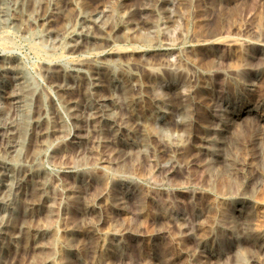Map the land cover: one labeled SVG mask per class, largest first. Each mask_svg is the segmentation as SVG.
Returning <instances> with one entry per match:
<instances>
[{
    "label": "rangeland",
    "instance_id": "374dc122",
    "mask_svg": "<svg viewBox=\"0 0 264 264\" xmlns=\"http://www.w3.org/2000/svg\"><path fill=\"white\" fill-rule=\"evenodd\" d=\"M40 2L0 29V59L39 89L18 90L32 116L7 124L25 143L7 162L24 176L14 216L0 217V264H264V0H47L52 18L34 24Z\"/></svg>",
    "mask_w": 264,
    "mask_h": 264
},
{
    "label": "bare ground",
    "instance_id": "6f19581e",
    "mask_svg": "<svg viewBox=\"0 0 264 264\" xmlns=\"http://www.w3.org/2000/svg\"><path fill=\"white\" fill-rule=\"evenodd\" d=\"M28 1L29 0H0V29H5V28H10V27H12V28H16L17 27V30L19 29L18 27H20V26H22V24L25 22L24 21V18H26L25 16V14H24V12H23V9H24V7L26 6V4H28ZM30 1H32V0H30ZM47 1V0H46ZM46 1L45 0H41V2L39 3V5H38V12H36L35 11V13H34V18L33 19H35L33 22H34V24H37V23H39V22H42L43 21V23L44 22H49L50 21V19L52 18V17H49V15L46 13V7H47V4L48 3H50V2H48V3H46ZM62 1V0H61ZM89 1H92V0H89ZM158 1V0H157ZM34 2H37V1H34ZM53 2V1H52ZM56 2V1H55ZM59 2V1H58ZM58 2H56V3H58ZM150 2H151V0H150ZM156 2V1H155ZM36 4V3H35ZM55 4V3H54ZM81 4V3H80ZM168 4V3H167ZM48 5H50V4H48ZM58 5V4H57ZM30 6H32L33 7V5H30ZM81 6V5H80ZM85 6V5H84ZM143 6V5H142ZM144 7V6H143ZM29 8V7H28ZM53 8V7H52ZM56 8H57V6H56ZM55 8V9H56ZM59 8H61V7H58V10H60ZM146 8V7H145ZM160 9L162 8V7H159ZM32 9H34V7L32 8ZM31 9V10H32ZM37 9V8H36ZM53 10H54V8H53ZM104 10V9H103ZM106 10V9H105ZM163 10H165V9H163ZM26 11V10H25ZM30 11V10H29ZM33 11V10H32ZM31 11V12H32ZM112 11V10H111ZM166 11V10H165ZM27 12V11H26ZM52 12V11H51ZM55 12V11H54ZM100 12V11H99ZM104 12V11H103ZM110 12V11H109ZM59 13V12H58ZM105 13V12H104ZM103 13V14H104ZM31 14V13H30ZM29 14V15H30ZM53 14V13H52ZM110 14V13H109ZM112 14V13H111ZM124 14V13H123ZM32 15V14H31ZM97 15H99V14H97ZM118 15V14H117ZM128 15V14H127ZM56 16V15H55ZM122 16V18H123V16L124 15H121ZM53 17H54V15H53ZM108 17V16H107ZM106 17V18H107ZM113 17V16H112ZM119 17H120V14H119ZM31 18V17H30ZM56 18V17H55ZM99 18V17H98ZM104 18H105V16H104ZM32 19V18H31ZM89 20H91L90 18H88ZM97 19V18H96ZM101 19V18H100ZM125 19V18H124ZM26 20V19H25ZM29 20V19H28ZM103 20V19H102ZM106 20V19H105ZM127 20V19H126ZM92 21V20H91ZM94 21V20H93ZM92 21V22H93ZM97 21V20H96ZM123 21V20H122ZM27 22V21H26ZM25 22V23H26ZM52 22V21H51ZM50 22V23H51ZM84 22V21H83ZM99 22H100V20H99ZM102 22V21H101ZM28 23V22H27ZM80 23H82L81 21H80ZM95 23V22H94ZM98 23V22H97ZM104 23H105V21H104ZM41 24V23H40ZM91 24V23H90ZM93 24V23H92ZM39 25V24H38ZM84 25V24H83ZM100 25H103L102 23L100 24L99 23V26ZM28 26L30 27V25L28 24ZM40 26V25H39ZM41 26H42V24H41ZM65 26V25H64ZM84 26H86V25H84ZM93 26V25H92ZM28 27V28H29ZM32 27H33V25H32ZM32 27H30V28H32ZM68 27H69V24H68V26H67V29H68ZM81 27H82V25H81ZM80 27V28H81ZM91 27V26H90ZM103 27V26H102ZM26 28V27H25ZM79 28V27H78ZM77 28V29H78ZM86 28H89V27H87L86 26ZM22 29L23 28H21V31H22ZM66 29V28H65ZM64 29V30H65ZM66 29V30H67ZM11 30V29H10ZM13 30H15V29H13ZM36 30V29H35ZM82 30V31H81ZM81 30H79V32L81 31V33L78 35V38H88V34H87V32L85 31V29H84V27H83V29H81ZM1 31V30H0ZM25 31H26V29H25ZM3 32V31H2ZM27 32V31H26ZM34 32V31H33ZM32 32V33H33ZM77 32V31H76ZM79 32H77V33H79ZM207 32V31H206ZM21 33H24V30H23V32H21ZM40 33V32H39ZM93 33V32H92ZM13 34V33H12ZM19 34V33H18ZM17 34V35H18ZM63 34V33H62ZM69 34V33H68ZM204 34V33H203ZM20 35V34H19ZM23 35V34H22ZM24 35H26V34H24ZM29 35V34H28ZM47 35V34H46ZM49 35V34H48ZM66 35V34H65ZM92 35H94V34H92ZM101 35V34H100ZM198 35V34H197ZM201 35H202V33H201ZM200 35V36H201ZM27 36V35H26ZM95 36V35H94ZM102 36V35H101ZM100 36V37H101ZM196 36V35H195ZM203 36V35H202ZM4 37V36H3ZM24 37V36H23ZM28 37V36H27ZM47 37V36H46ZM104 37V36H103ZM5 38V37H4ZM4 38H1V39H4ZM7 38V37H6ZM5 38V39H6ZM35 38V37H34ZM44 38V37H43ZM72 38V37H71ZM28 39V38H27ZM29 39H32L31 37L29 38ZM66 39V38H65ZM197 39H198V37H197ZM38 40H40V39H38ZM64 40V39H63ZM79 40V39H78ZM85 40V39H84ZM84 40H83V42H84ZM146 40V39H145ZM219 40V39H218ZM33 41V40H32ZM31 41V42H32ZM43 41V40H42ZM76 41V40H75ZM91 41V40H90ZM202 41V40H201ZM34 42V41H33ZM32 42V43H33ZM66 42V41H65ZM77 42V41H76ZM86 42V41H85ZM103 42V41H102ZM102 42H99V43H101L102 44ZM73 43V42H72ZM108 43H109V41H108ZM107 43V44H108ZM203 43V42H202ZM30 44V43H29ZM34 44V43H33ZM66 44H70L68 41H67V43H65V47L66 46H68V45H66ZM85 44V43H84ZM105 44V43H104ZM31 45V44H30ZM72 46V45H71ZM73 46H75V45H73ZM72 46V47H73ZM95 46V45H94ZM211 46V45H210ZM87 47V46H86ZM153 47H156V46H153ZM35 48V47H34ZM67 48V47H66ZM70 48V47H69ZM69 48H67L68 50H69ZM82 48V47H81ZM83 48H85V47H83ZM214 48V47H213ZM36 49V48H35ZM67 49H65V50H67ZM78 49V48H77ZM40 51H41V49H40ZM39 51V52H40ZM77 51V50H76ZM210 51V50H209ZM70 52V51H69ZM78 52V51H77ZM165 52V51H164ZM176 52V51H175ZM76 53V52H75ZM169 53H170V51H169ZM102 54V53H101ZM159 54H161V53H159ZM176 54V53H175ZM216 54V53H215ZM98 55V54H97ZM100 55V54H99ZM130 55V54H129ZM157 55V54H156ZM214 55V54H213ZM44 56V55H43ZM127 56V55H126ZM131 56V55H130ZM154 56V55H153ZM162 56V55H161ZM174 56V55H173ZM172 56V57H173ZM45 57H46V55H45ZM119 57H121V56H119ZM128 57V56H127ZM140 57V56H139ZM147 57V56H146ZM157 57V56H156ZM111 58V57H110ZM129 58H131V57H129ZM161 58V57H160ZM165 58H167V57H165ZM46 59V58H45ZM97 59V58H96ZM107 59V58H106ZM105 59V60H106ZM109 59V58H108ZM107 59V60H108ZM120 58H118V60H119ZM134 59V58H133ZM144 59V58H143ZM143 59H142V61H143ZM110 60H112V59H110ZM148 60H150L149 59V57H148ZM166 60H168V59H166ZM176 60V59H175ZM22 61V60H21ZM86 61V60H85ZM98 61V60H97ZM147 61V60H146ZM173 61V60H172ZM74 62H76V61H74ZM86 62H88V61H86ZM127 62H128V59H127ZM137 62V61H136ZM148 62V61H147ZM167 62V61H166ZM169 62V61H168ZM167 62V63H168ZM177 62V61H176ZM175 62V63H176ZM247 62V61H246ZM48 63V62H47ZM138 63V62H137ZM249 63V62H248ZM78 64H80V63H78ZM91 64H92V61H91ZM90 64V65H91ZM140 64H141V61H140ZM151 64V63H150ZM159 64V63H158ZM157 64V65H158ZM161 64H163V63H161ZM84 65H86V64H84ZM143 65V64H142ZM144 65H146V63H144ZM153 65V64H152ZM156 65V64H155ZM17 63H12V62H10V61H7V60H4V59H0V74H1V77H0V106L2 105V103L4 104V103H8V105H10L9 107H11V109L9 108V107H7V108H9L10 110V113H8V111H6L5 113V115H2V117L0 118V142H1V140H3L2 142H4L5 140L7 141H5V143H6V146H5V148H4V150H1L2 151V154H0V217H1V219H4L5 217H8V218H10V217H12V216H14V214H15V208H14V202H17V201H19V198L22 196L21 195V193H22V188L20 187V186H18V184H17V178H18V176H19V174H18V171H17V169H15V166H14V164L12 165V164H9L8 162H7V160L8 159H11V160H13L14 162H16L17 160H16V153L18 152V149H20L25 143H24V140L23 139H21V138H19V136H18V138L17 137H15V138H17L16 140H13L12 141V138H10V137H6L5 136V134H6V132L9 130V126L7 125V124H9L10 122H9V120H11V115H16L17 116V114L19 113L20 115L19 116H22V118H28V119H31V117L30 116H32V113H31V110H29L28 111V113H26L25 114V112H27V110L24 112V111H22V109H23V107H24V101L21 99V96H20V94H19V89H21V88H31V90H29V91H31L30 93H29V91H28V94L30 95V96H34V91H32L33 89L35 90V92H38L39 91V89H37V87H34V86H31L32 84H29L28 83V79L26 80L25 78H23V77H21L20 79H22V81H24V82H22L21 80V83H17V80H14V79H16L17 77H15V74H16V71H17ZM71 66H72V63H71ZM76 66V65H75ZM74 66V67H75ZM78 66V65H77ZM103 66H105V65H103L102 64V67ZM135 66V65H134ZM150 66V65H149ZM82 67V66H81ZM80 67V68H81ZM91 66H89V67H87L86 66V69H89ZM133 67V66H132ZM131 67V68H132ZM243 67H245V66H242V68ZM83 68V67H82ZM134 68V67H133ZM247 68V67H246ZM44 69H46L45 67H44ZM24 70V69H23ZM47 70V69H46ZM62 70V69H61ZM119 70H120V68H119ZM152 70V69H151ZM156 70V69H155ZM240 70V69H239ZM29 71V70H28ZM48 71V70H47ZM51 71V70H50ZM59 71V70H58ZM84 71V70H83ZM106 71V70H105ZM116 71V70H115ZM122 71V70H121ZM120 71V72H121ZM147 71H149V69L147 70ZM27 72V71H26ZM96 72V71H95ZM104 72V71H103ZM120 72H118V73H120ZM125 72V71H124ZM144 72H145V70H144ZM143 72V73H144ZM157 72V71H156ZM155 72V73H156ZM158 72H159V70H158ZM175 72V71H174ZM173 72V73H174ZM237 72V71H236ZM79 73V72H78ZM85 73V72H84ZM89 73V72H88ZM155 73H153V74H155ZM172 73V74H173ZM47 74H48V72H47ZM53 74V73H52ZM72 74V73H71ZM75 74V73H74ZM86 74V73H85ZM177 74V73H176ZM45 75V74H44ZM50 75V74H49ZM54 75V74H53ZM100 75V74H99ZM118 75V74H117ZM146 75V74H145ZM150 75V74H149ZM148 75V76H149ZM158 75V74H157ZM178 75H179V72H178ZM18 76V75H17ZM42 76H43V74H42ZM48 76V75H47ZM46 76V77H47ZM58 76V75H57ZM63 76V75H62ZM62 76H61V79H62ZM90 76H92V75H90ZM95 76H97V75H95ZM154 76V75H153ZM28 77V76H27ZM31 77V76H30ZM44 77V76H43ZM94 77V76H93ZM98 77V76H97ZM132 77V76H131ZM130 77V78H131ZM137 77V76H136ZM152 77V76H151ZM160 77V76H159ZM180 77V76H179ZM54 78V77H53ZM52 78V79H53ZM94 78H96V77H94ZM44 79V78H43ZM47 79H48V77H47ZM71 79V78H70ZM147 79V78H146ZM153 79V78H152ZM175 79V78H174ZM181 79V78H180ZM57 80V79H56ZM82 80V79H81ZM131 80V79H130ZM129 80V81H130ZM135 80V79H134ZM11 81V82H10ZM34 81V80H33ZM50 81V80H49ZM68 81H72V80H68ZM83 81V80H82ZM103 81V83H104V79L102 80ZM147 81V80H146ZM19 82V81H18ZM29 82H30V78H29ZM35 82H37V81H35ZM47 82V81H46ZM51 82V81H50ZM53 82V81H52ZM84 82V81H83ZM94 82V81H93ZM92 82V83H93ZM133 83L135 82V81H132ZM148 82V81H147ZM30 83H32V82H30ZM38 83V82H37ZM48 84H49V82H47ZM55 83V82H54ZM103 83H102V85H103ZM136 84H138L137 82H135ZM150 83V82H149ZM75 84V83H74ZM83 84V83H82ZM98 84H100V83H98ZM147 84V83H146ZM153 84V83H152ZM163 84V83H162ZM161 84V85H162ZM37 85V84H36ZM90 85V84H89ZM94 85H95V83H94ZM132 85V84H131ZM84 86H86V85H84ZM152 86V85H151ZM153 86H154V84H153ZM6 88H9V92H8V94L7 95H5V91H8V90H6ZM58 88V87H57ZM60 88V87H59ZM64 88V87H63ZM24 89V90H25ZM154 89H156V88H154ZM145 90V89H144ZM148 90V89H147ZM146 90V91H147ZM181 90V89H180ZM156 91V90H155ZM170 91V90H169ZM178 91V90H177ZM42 92H44L45 93V90H43ZM144 92V91H143ZM154 92V91H153ZM20 93H22V92H20ZM101 93V92H100ZM145 93H150V92H145ZM156 94H154V95H157V94H160V92H159V90H158V93L157 92H155ZM162 93H164V92H162ZM25 94V93H24ZM26 94H27V92H26ZM37 94V93H36ZM47 94V93H46ZM93 94V93H92ZM96 94V93H95ZM153 94V93H152ZM151 94V95H152ZM166 94V93H165ZM164 94V95H165ZM28 95V96H29ZM38 96H39V98L42 96V99L44 100V98H43V95H40V94H37ZM37 95H35L36 97H37ZM97 95H98V93H97ZM100 95V94H99ZM46 97V96H45ZM104 97V96H103ZM157 97H159V95L157 96ZM33 98V97H32ZM97 98V97H96ZM100 98V97H99ZM106 98V97H105ZM108 98V97H107ZM42 99H41V102H42ZM47 99V98H46ZM49 99V98H48ZM34 100V99H33ZM39 100V99H38ZM99 100V99H98ZM139 100V99H138ZM31 101V100H30ZM46 102H49V101H47V100H45ZM95 101V100H94ZM165 101V100H164ZM36 102V101H35ZM223 102V101H222ZM44 102H42V104H43ZM50 103H52V102H50ZM64 103V102H63ZM62 103V104H63ZM66 103V102H65ZM73 103V102H72ZM99 103V102H98ZM102 103V102H101ZM166 103V102H165ZM38 104L40 105V103L38 102ZM37 104V106H39ZM108 104H110V103H108ZM159 104V103H158ZM157 104V105H158ZM46 105H51V104H46ZM45 105V106H46ZM103 105V104H102ZM263 105V104H262ZM34 106V105H33ZM42 106V105H41ZM105 106V105H104ZM110 106V105H109ZM35 107H36V105H35ZM48 108H49V106H47ZM98 107V106H97ZM1 108V107H0ZM53 108V107H52ZM74 109H75V106L73 107ZM79 108V107H78ZM85 108V107H84ZM221 108V107H220ZM219 108V109H220ZM260 108V107H259ZM29 109V108H28ZM50 109V108H49ZM54 109V108H53ZM52 109V110H53ZM69 109H70V107H69ZM1 110V109H0ZM5 110H7V109H5V107H4V109L2 110L3 112L5 111ZM57 110V109H56ZM64 110V109H63ZM78 110V109H77ZM163 110V109H162ZM161 110V111H162ZM223 110V109H222ZM2 111H1V114H3L2 113ZM33 111V110H32ZM35 111V110H34ZM67 111V110H66ZM100 111V110H99ZM53 112V111H52ZM51 112V113H52ZM55 112V111H54ZM53 112V113H54ZM88 112V111H87ZM91 112V111H90ZM89 112V113H90ZM110 112L111 111H109V114H110ZM33 113H35V112H33ZM37 113V112H36ZM42 113V112H41ZM44 113V112H43ZM42 113V114H43ZM48 113V112H47ZM62 113V112H61ZM98 113V112H97ZM97 113H95V114H97ZM107 113V112H106ZM257 113H258V111H257ZM99 114V113H98ZM97 114V115H98ZM108 114V113H107ZM50 115V114H49ZM48 115V116H49ZM70 115H72L73 116V114H72V112H71V114ZM91 115V114H90ZM112 115V114H111ZM139 115V114H138ZM149 115V114H148ZM177 115V114H176ZM57 116V115H56ZM88 116V115H87ZM107 116V115H106ZM160 116V115H159ZM216 116V115H215ZM12 117H14V116H12ZM35 117V116H34ZM42 117V116H41ZM54 117H55V115H54ZM71 117V116H70ZM75 117H76V115H75ZM95 117H96V115H95ZM134 117V116H133ZM179 117V116H178ZM220 117V116H219ZM226 117H227V115H226ZM17 118V117H16ZM16 118H15V124L17 123V120H16ZM20 118V117H19ZM33 118V117H32ZM37 118V120L35 121V123L32 125V124H30L29 125V128L28 129H26L25 131H24V136L26 137L27 135L28 136H30L31 134H29V132L30 131H32V133H34L35 131H36V128H38L37 126H38V124H39V121H38V119L40 118H38V117H36ZM35 118V119H36ZM57 118V117H56ZM77 118H79V117H77ZM100 118V117H99ZM107 118H109V117H107ZM113 118V117H112ZM171 118H173V117H171ZM228 118H230V117H228ZM34 119V118H33ZM53 119V118H52ZM98 119V118H97ZM168 119H170L169 117H168ZM221 119V118H220ZM254 119H256V117L254 118ZM43 120V119H42ZM41 120V121H42ZM55 120V119H54ZM57 120V119H56ZM166 120V119H165ZM179 120V119H178ZM177 120V121H178ZM219 120V119H218ZM230 120V119H229ZM243 120V119H242ZM8 121V122H7ZM21 120H19V122H20ZM29 121H31V120H29ZM95 121V120H94ZM177 121H175V122H177ZM240 121H241V119H240ZM244 121H245V119H244ZM18 122V123H19ZM57 122V121H56ZM143 122V121H142ZM173 122V121H172ZM212 122V121H211ZM239 122V121H238ZM238 122H237V124H238ZM262 122H263V120H262ZM63 123V122H62ZM75 123V122H74ZM95 123V122H94ZM163 123V122H162ZM169 123V122H168ZM168 123L165 125V126H167L168 125ZM215 123V122H214ZM227 123H228V121H227ZM14 124V125H15ZM96 124H98V123H95V125ZM112 124V123H111ZM143 124V123H142ZM236 124V125H237ZM264 124V123H263ZM9 125H11V124H9ZM147 125V124H146ZM160 125V124H159ZM211 125H212V123H211ZM215 125V124H214ZM213 125V126H214ZM228 125H230L229 123H228ZM19 126V125H18ZM24 126H26V124H23L22 125V129L24 128ZM43 126V125H42ZM111 126V125H110ZM151 126V125H150ZM153 126H154V124H153ZM179 126V125H178ZM218 126V125H217ZM237 126H239V125H237ZM13 127V126H12ZM41 127V126H40ZM76 127V126H75ZM102 127H103V125H102ZM109 127V126H108ZM107 127V128H108ZM230 127H233V126H230ZM241 127V126H240ZM11 128V127H10ZM14 128V127H13ZM18 128V127H17ZM16 127L14 128V130H16L17 129ZM106 128V127H105ZM104 128V129H105ZM149 128V127H148ZM152 128V127H151ZM150 128V129H151ZM156 128V127H155ZM209 128V127H208ZM228 128V127H227ZM236 128V127H235ZM234 128V129H235ZM142 129V128H141ZM156 129H158V127L156 128ZM155 129V130H156ZM219 129V128H218ZM221 129H223V128H221ZM12 130V129H11ZM37 130H40V128H38ZM52 130V129H51ZM155 130H152V132L151 133H154V131ZM224 130V129H223ZM236 130V129H235ZM234 130V131H235ZM58 131V130H57ZM150 131V130H149ZM16 132H17V130H16ZM38 132V131H37ZM43 132V131H42ZM41 131H40V133H42ZM155 132H157V131H155ZM231 131H229V133H230ZM7 135V134H6ZM15 135V134H14ZM54 135H55V133H54ZM80 135H82V134H80ZM79 135V136H80ZM156 135V134H155ZM216 135V134H215ZM214 135V136H215ZM230 135V134H229ZM51 136V135H50ZM57 135H55V137H56ZM146 136V135H145ZM152 136V135H151ZM231 136V135H230ZM235 136V135H234ZM76 137V136H75ZM204 137V136H203ZM209 137V136H208ZM236 137V136H235ZM238 137V136H237ZM256 137V136H255ZM4 138H6L5 140H4ZM29 138V137H28ZM43 138V137H42ZM41 138V140H43ZM52 138H54V136L52 137ZM52 138H50V139H52ZM210 138V137H209ZM227 138H228V136H227ZM230 139H231V137H229ZM229 138H228V140H229ZM234 138V137H233ZM258 138V137H257ZM25 139V138H24ZM34 139H35V135H34ZM73 139V138H72ZM85 139V138H84ZM253 139V138H252ZM31 140H33V139H31ZM206 140V139H205ZM225 140H226V138H225ZM237 140V139H236ZM51 141V140H50ZM227 141V140H226ZM29 143H30V141H28ZM32 143H33V141H31ZM41 142V141H40ZM209 142V141H208ZM225 142V141H224ZM253 142V141H252ZM256 142V141H255ZM34 143H36V142H34ZM225 143H227V142H225ZM218 144V143H217ZM29 145H31V144H29ZM34 145V144H33ZM69 145V144H68ZM231 145H232V142L229 144V147H231ZM40 146H41V144H40ZM203 146H205V145H203ZM218 146V145H217ZM225 146H227V145H225ZM27 147H28V145H27ZM33 147H35L36 149H38L36 146H33ZM32 147V148H33ZM56 147V146H55ZM54 147V148H55ZM210 147H212V146H210ZM210 147H209V149H210ZM223 147V146H222ZM235 147V146H234ZM35 148H33V149H35ZM41 148V147H40ZM216 148V147H215ZM227 148V147H226ZM22 149V148H21ZM30 149V148H29ZM33 149H31V150H33ZM61 149V148H60ZM74 149V148H73ZM72 149V150H73ZM78 150H79V148H77ZM236 149V148H235ZM22 150H24V149H22ZM217 150V149H216ZM223 150H224V148H223ZM228 150V149H227ZM232 150H233V148H232ZM30 151V150H29ZM39 151V150H38ZM218 151V150H217ZM229 151V150H228ZM234 151V150H233ZM25 152H26V150H25ZM77 152V151H76ZM69 153V152H68ZM220 153V152H219ZM218 153V154H219ZM229 153V152H228ZM228 153H226V154H228ZM30 154V153H29ZM70 154V153H69ZM234 154V153H233ZM27 155H28V153H27ZM37 155V154H36ZM39 155H40V153H38V157H39ZM51 155H54V154H51ZM63 155H64V153H63ZM67 155V154H66ZM229 155V154H228ZM19 156V155H18ZM30 156V155H29ZM29 156H28V158H29ZM58 156V155H57ZM60 156H62V155H60ZM68 156V155H67ZM223 156V155H222ZM25 157V156H24ZM229 157V156H228ZM231 157V156H230ZM65 158V157H64ZM68 158V157H67ZM224 158V157H223ZM21 159H24V158H21ZM52 160H53V158H51ZM214 159V158H213ZM29 160V159H28ZM30 160H32V158L30 159ZM29 160V161H30ZM36 161V160H35ZM50 161V160H49ZM56 161H58V159L56 160ZM215 161V160H214ZM221 161V160H220ZM13 162V163H14ZM218 162V161H217ZM25 163V162H24ZM32 163V162H31ZM41 163V162H40ZM39 163V164H40ZM29 164V163H28ZM217 164H219V162L217 163ZM26 165V164H25ZM224 165V164H223ZM37 166H38V164H37ZM36 167V166H35ZM23 169H25L24 167H23ZM22 171V170H21ZM41 172V171H40ZM23 173V172H22ZM25 173H27V172H25ZM45 173V172H44ZM92 173V172H91ZM24 174V173H23ZM48 175H49V173H47ZM37 175V174H36ZM94 175H95V173H94ZM24 176V175H23ZM23 176H19V177H21V179H22V177ZM93 176V175H92ZM43 177V176H42ZM47 177V176H46ZM58 177V176H57ZM41 178V177H40ZM39 178V179H40ZM50 178V177H49ZM52 178V177H51ZM43 179V178H42ZM45 179V178H44ZM60 180V179H59ZM19 181V180H18ZM33 181V180H32ZM37 181V180H36ZM39 181V180H38ZM29 182V181H28ZM55 182V181H54ZM80 182V181H79ZM35 184V183H34ZM33 184V186H35ZM53 184H51V187H53L52 186ZM30 186V185H29ZM38 186V185H37ZM36 187V186H35ZM31 188H32V186H31ZM34 188V187H33ZM29 189V188H28ZM63 189H66L65 187L63 188ZM31 190V189H30ZM29 190V191H30ZM51 190V189H50ZM28 191V192H29ZM42 191V190H41ZM46 191V190H45ZM31 192V191H30ZM39 193V192H38ZM37 193V194H38ZM51 192H49V194H50ZM52 194V193H51ZM64 194V193H63ZM21 195V196H20ZM28 195V194H27ZM65 195V194H64ZM63 195V196H64ZM71 195V194H70ZM77 195V194H76ZM51 196V195H50ZM49 196V197H50ZM61 197V196H60ZM22 199V198H21ZM20 199V200H21ZM27 201V200H26ZM28 202V201H27ZM50 202H53V201H50ZM55 203H56V201H55ZM46 204V203H45ZM70 204V203H69ZM27 205V204H26ZM32 205V204H31ZM80 205V204H79ZM22 206V205H21ZM50 206H54V205H50ZM86 206V205H85ZM20 207V206H19ZM29 207V206H28ZM236 207V206H235ZM24 208V207H23ZM45 208V207H44ZM81 208V207H80ZM89 208V207H88ZM22 209V208H21ZM21 209H20V211H21ZM82 209V208H81ZM223 209V208H222ZM16 210H18V208L16 209ZM30 210V209H29ZM34 210V209H33ZM23 212V211H22ZM45 212H47L46 210H45ZM44 212V213H45ZM18 213H20L21 214V212H18ZM24 213V212H23ZM36 214V213H35ZM47 214V213H46ZM46 214H44V215H46ZM23 215V214H22ZM18 216V215H17ZM35 216V215H34ZM70 216V215H69ZM71 216H72V214H71ZM70 216V217H71ZM16 217V216H15ZM56 218V217H55ZM72 218V217H71ZM7 219V218H6ZM16 219V218H15ZM47 220V219H46ZM52 220V219H51ZM2 221V220H1ZM48 221V220H47ZM50 221V220H49ZM52 221H55V220H52ZM6 222V221H5ZM45 223H46V221H45ZM47 224V223H46ZM14 225H15V223H14ZM40 226H43V225H40ZM5 228V227H4ZM18 228V227H17ZM46 228V227H45ZM20 230H22V229H20ZM6 231H7V229H6ZM19 231V230H18ZM13 232V231H12ZM11 232V233H12ZM41 232V231H40ZM39 232V233H40ZM14 233H15V230H14ZM13 233V234H14ZM33 233V232H32ZM51 234V233H50ZM7 235V234H6ZM59 235V234H58ZM63 235V234H62ZM40 236V235H39ZM45 236H47L46 234H45ZM63 237H66L65 235L64 236H62V238ZM74 237V236H73ZM72 237V238H73ZM22 238V237H21ZM50 238H51V236H50ZM16 239V238H15ZM69 239H71V237H69ZM30 240H31V238H30ZM51 241V240H50ZM13 242V241H12ZM28 242V241H27ZM32 242V241H31ZM38 243V242H37ZM42 243V242H41ZM40 243V244H41ZM44 243V242H43ZM45 243H47V241L45 242ZM64 243V242H63ZM62 243V244H63ZM73 243V242H72ZM39 244V245H40ZM61 245V244H60ZM1 246V245H0ZM16 246H17V243H16ZM34 246V245H33ZM41 246V245H40ZM5 247V246H4ZM6 249V248H5ZM60 252V251H59ZM114 252H116L115 250H114ZM3 253V252H2ZM38 253H40V251L38 252ZM120 254V253H119ZM118 254V255H119ZM1 255V254H0ZM38 255V254H37ZM62 256V255H61ZM239 257V256H238ZM3 258H5V257H3ZM2 258V259H3ZM45 259H47V258H45ZM58 260V259H57ZM59 260H65V259H59ZM58 260V262H60ZM48 261V260H47ZM3 262V261H2ZM64 264V263H63ZM66 264V263H65Z\"/></svg>",
    "mask_w": 264,
    "mask_h": 264
},
{
    "label": "built area",
    "instance_id": "2783aa9c",
    "mask_svg": "<svg viewBox=\"0 0 264 264\" xmlns=\"http://www.w3.org/2000/svg\"><path fill=\"white\" fill-rule=\"evenodd\" d=\"M43 128H44V130H43V133H42L41 137H44V140L42 141V146L39 149V153H40L39 161L41 162L39 165H40V168H42L44 172H46V173L50 172V174H51V170L52 169H51V167L49 165L50 150H51L50 142H49L50 129H49V125H48L47 120L43 123ZM34 133L36 134L37 130ZM34 133H32V131L29 132V134H31V135H33ZM31 135L28 136V137H31ZM18 174L20 176V174H22L21 171H18ZM14 244L16 245V243H14Z\"/></svg>",
    "mask_w": 264,
    "mask_h": 264
}]
</instances>
